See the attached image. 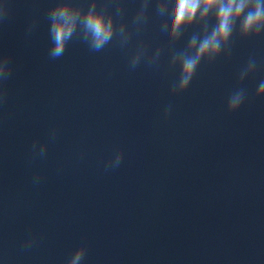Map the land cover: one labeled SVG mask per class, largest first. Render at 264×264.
I'll use <instances>...</instances> for the list:
<instances>
[{"label": "clouds", "instance_id": "9594fccd", "mask_svg": "<svg viewBox=\"0 0 264 264\" xmlns=\"http://www.w3.org/2000/svg\"><path fill=\"white\" fill-rule=\"evenodd\" d=\"M10 7L0 4V24L10 18ZM125 0H90L87 7L76 0H56L48 9L50 59L62 57L73 40L85 44L89 51L100 52L115 42L122 50L128 49L134 37L140 36L153 14L159 19V31L167 36L170 52L168 66L179 70L171 83L170 94L182 95L188 91L202 63L213 64L222 54L230 55L234 36L240 39H254L264 36V0H139L131 21L125 18ZM36 22L29 24L27 34L35 30ZM187 37L185 46L176 50L178 42ZM163 45L154 50L143 40L136 43L128 57L130 70L142 63L158 68L164 54ZM258 63L250 56L238 74L237 87L228 95L226 111L237 113L245 104L248 93L244 81L257 71ZM13 65L8 55H0V105L7 102L6 84L12 76ZM255 98H264V80L258 83ZM173 106L164 109V118L172 112ZM55 139L56 131L50 133ZM33 158L44 157L47 144L34 141ZM124 159L123 149H119L106 161L105 171L119 168ZM40 176L33 177V183H40ZM36 244V238L29 236L23 242L25 250ZM88 251L86 242H81L66 264H82Z\"/></svg>", "mask_w": 264, "mask_h": 264}]
</instances>
